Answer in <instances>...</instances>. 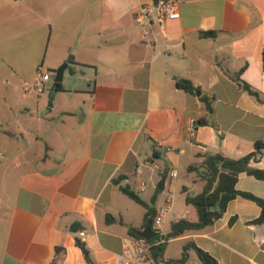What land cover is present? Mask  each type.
Here are the masks:
<instances>
[{
    "label": "crops",
    "instance_id": "obj_1",
    "mask_svg": "<svg viewBox=\"0 0 264 264\" xmlns=\"http://www.w3.org/2000/svg\"><path fill=\"white\" fill-rule=\"evenodd\" d=\"M155 1L38 0L48 17L39 24L40 58L14 64L0 52V163L15 178L11 195L0 191V264H88L71 228L92 264H115L131 228L151 220L121 187L155 219L173 195L161 218L167 233L176 221L198 220L186 196L204 186L188 172L199 155L240 159L264 141V103L231 78L240 73L264 97V0H176L178 18L153 21L144 36L134 17ZM14 19L3 17L0 32ZM64 63V90L47 106L32 88L37 72H49L52 88ZM183 79L198 91L180 89ZM204 97L213 115L202 125ZM251 166L264 171V151ZM236 187L264 200V180L243 173ZM260 214L238 196L212 226L170 240L161 260L180 259L193 242L219 264H264V225L249 224Z\"/></svg>",
    "mask_w": 264,
    "mask_h": 264
},
{
    "label": "trees",
    "instance_id": "obj_2",
    "mask_svg": "<svg viewBox=\"0 0 264 264\" xmlns=\"http://www.w3.org/2000/svg\"><path fill=\"white\" fill-rule=\"evenodd\" d=\"M207 36H214V33H207ZM264 60V52H263ZM231 78L246 92L249 96L254 98L259 103H264V97L260 92L253 89L250 85L240 79V73L231 75ZM180 89L189 94H195L198 89L191 81L183 79L178 83ZM62 83H53V92L63 91ZM206 105V117L200 122L202 125L209 123V119L213 115L212 101L209 98H202ZM264 151V141H257L254 146V151L240 159H230L220 153H208L199 155L202 158L201 163L193 164L188 167V172H193L197 176V180L203 182L202 191L193 196H186V204L191 205L197 212L198 220L192 222L187 219H181L171 224L170 230L162 236H158L151 240V242L159 241L161 238L165 243L156 246L153 249L154 260L160 257L163 258L167 243L175 238L181 237L189 232L202 231L212 226L217 220L223 217L228 204L241 196L245 199L256 202L261 208L260 216L250 221L252 225H264V200L253 196L250 193L242 192L237 189L238 179L241 174L246 173L254 176L257 179L264 180V171L255 169L251 166L252 162H257L261 159ZM121 191L134 200L136 203L142 205L147 209V217L154 223L156 211L149 204L141 199V197L131 190L130 187H121ZM155 202V201H153ZM109 220H113L108 217ZM75 234L76 245L81 249L88 264H92L90 253L86 247L82 237L78 235L80 229L71 228ZM138 230L131 228L130 233L133 237L139 238ZM193 250L202 264H219L218 261L205 250L199 248L195 243L190 242L183 248L182 257L178 260L169 261L167 264H187L189 261V251ZM52 264H56L53 262Z\"/></svg>",
    "mask_w": 264,
    "mask_h": 264
},
{
    "label": "rangeland",
    "instance_id": "obj_3",
    "mask_svg": "<svg viewBox=\"0 0 264 264\" xmlns=\"http://www.w3.org/2000/svg\"><path fill=\"white\" fill-rule=\"evenodd\" d=\"M39 11L38 0H0V22L3 17L8 19L11 17L15 18L7 29L1 30L0 32V52L6 54L8 60H13L12 63L14 64L15 62L18 63V61L23 63L27 61L29 63L32 59L40 58L38 46L40 44L39 32L41 28H39V24L45 22L48 17L46 14L40 15ZM1 15H3L2 18ZM29 15L31 16L29 17ZM42 70L45 71L44 68ZM34 90L38 91L37 88ZM42 92V96L47 100V106L53 104L52 101L55 92H53V87H50V83L45 85ZM6 168V162H1L0 191L3 186L5 188L4 195H11L14 189L15 178H9L7 176ZM193 211L195 212V209ZM2 214L3 211H1L0 218ZM192 260L198 261L199 258L193 250H190L189 262ZM155 263L167 264L160 257ZM199 263L202 264L201 261Z\"/></svg>",
    "mask_w": 264,
    "mask_h": 264
},
{
    "label": "built area",
    "instance_id": "obj_4",
    "mask_svg": "<svg viewBox=\"0 0 264 264\" xmlns=\"http://www.w3.org/2000/svg\"><path fill=\"white\" fill-rule=\"evenodd\" d=\"M179 16V3L176 0H156L155 2L140 6L135 14L134 21L142 29L143 35L151 33L152 23L155 21L158 25L164 26L168 21L174 20ZM49 72L43 71L41 68L37 72V78L33 89L42 91L50 80ZM195 125L192 121L190 134L195 135ZM177 172L171 173V178H176ZM173 202V195L168 197L167 206L161 210V214L155 219L154 224L157 230L163 233L162 217L167 213ZM165 243L164 239L151 242L144 238L126 237L123 239V251L117 255L115 264H155L153 249L156 246Z\"/></svg>",
    "mask_w": 264,
    "mask_h": 264
},
{
    "label": "water",
    "instance_id": "obj_5",
    "mask_svg": "<svg viewBox=\"0 0 264 264\" xmlns=\"http://www.w3.org/2000/svg\"><path fill=\"white\" fill-rule=\"evenodd\" d=\"M67 67H68V64L64 63L62 66H60L56 70L55 75H54V82H57V83L63 82L64 73H65ZM165 181H166L165 177L160 181V183L158 185V187L160 189H164ZM161 234H162V231L153 230L152 222H151V220H148L147 225L145 226V228L142 231H140L138 233V236L141 238H144L146 240H153L154 238L160 236Z\"/></svg>",
    "mask_w": 264,
    "mask_h": 264
}]
</instances>
